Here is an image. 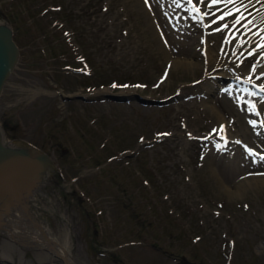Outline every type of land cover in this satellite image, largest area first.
I'll return each mask as SVG.
<instances>
[{"label": "rangeland", "instance_id": "rangeland-1", "mask_svg": "<svg viewBox=\"0 0 264 264\" xmlns=\"http://www.w3.org/2000/svg\"><path fill=\"white\" fill-rule=\"evenodd\" d=\"M176 1L0 0L19 51L0 121L9 141L47 155L27 209L74 264H264V159L237 121L232 87L208 97L230 137L218 147L202 20ZM191 57L203 64L173 65ZM222 71L217 87L232 76ZM241 180L250 185L230 193ZM17 251L0 234V253L46 258Z\"/></svg>", "mask_w": 264, "mask_h": 264}, {"label": "bare ground", "instance_id": "bare-ground-1", "mask_svg": "<svg viewBox=\"0 0 264 264\" xmlns=\"http://www.w3.org/2000/svg\"><path fill=\"white\" fill-rule=\"evenodd\" d=\"M255 1L256 0H243V2L241 3L240 0H237V2L234 4L220 3L215 6H210L211 1L209 2V0H202V1L194 0L195 5L198 6V9L200 12L197 15L202 20V22H200L198 18L196 17L197 21H199V25L201 29L202 27H204V24L208 22L212 17L216 16L219 13H225L229 10H232L235 13L236 8H240L241 12L246 17V19L243 20L240 25H236V26H233V21L236 19V16L239 15V13H236V15H233L230 17H226L223 21H220L219 19H217L214 23L205 27L206 34H205V42H204L205 44L204 63L206 64L207 69L208 68L211 69L213 67L212 68L213 70L211 71V73H210V70L207 71V74L209 76L206 75L205 83L210 85L212 88H215L214 90H212V88L206 89L205 95L208 98V97H211L210 94L213 93V91L215 93H221V92H224L222 91L223 89L229 88V87H232L235 90L234 96L233 95L232 96L235 99V103H236L235 111H236L237 121L240 123L241 126L243 125L242 127L244 128L246 133L250 135V138H251L250 144L253 146V148L257 149V148L264 147V134L262 133L261 128L259 126L260 121L262 120L264 121V96L257 94L255 90L250 88L248 83L252 81L255 77H257V79L261 78V80L264 81V49L257 48V44H264V40L261 39V36H264V32L261 31V29H264V0L263 1L257 0V2ZM155 5H159V3L158 4L156 3ZM184 8L185 10H187V6H184ZM168 9H171V8H168ZM209 13H210V16H207ZM132 18L133 17H131L130 20H132ZM249 20L252 21L251 24H248ZM164 24H166L165 21H164ZM224 24H227L229 27H232V28H230V30L228 29L229 27L225 29L223 28ZM244 24H248V27L245 28L243 26ZM195 28H198V27L195 26ZM217 29H222V30H217ZM195 31L197 30L195 29ZM240 32H242V34H240ZM195 38L197 39L196 36ZM190 42L191 41H189V43ZM197 44L201 45L199 46V49H200L202 47L201 40H199ZM176 47H179V46H176ZM197 49L195 48V50ZM251 51H254L253 55H248L247 57H244V54L249 53ZM247 59L250 60V64L245 66L247 69L246 68L243 69L242 65L245 64L244 62ZM172 62L174 66H177V65H182V66L194 65L195 66V65L203 64L202 61L199 59V57H193V58L191 57V58H188V60H181V59L173 58ZM253 65H255V71H253ZM228 66H230V69L232 71L231 79L227 83L222 84V86L217 87V83H216L217 76L219 74H222V75L224 74L225 76V73L222 70L223 68L228 67ZM243 71H244V74L241 75ZM248 71H251L252 73L250 79L247 78ZM226 97H227V94H226ZM222 98L228 99L229 102L231 99L228 97L225 98L224 95H222ZM208 101L212 105H210L209 103H206L205 106L210 105L208 106L209 109H211L214 115L218 117V122H220V124L222 123L223 125V131L220 133V135H227L226 132L228 130L224 123L223 116L221 115V112H220L221 110L220 103L216 99H213V98L212 99L208 98ZM260 151L262 152V150ZM262 181H264V178L262 179ZM249 185H250L249 182L245 183V180H241L238 184H236L231 189L230 193L233 194V193H239L241 191H244L245 188H247ZM32 191L33 190L30 188L28 189V191H24L22 193L23 194L22 199L28 200V198L31 197ZM24 205H25L24 201L21 202L19 206H21L22 209L20 207H17L18 210L23 211L25 208ZM12 211L13 210H11L9 206L0 208V229L7 230V232H9L10 234L15 235L16 233L18 236H20L23 240H26V241L30 240L31 237H37V239H39V237L42 236L44 238V239L42 238V240L46 243V245L50 242L55 243V245H52V244L51 245L54 248L58 249L59 251L58 253L60 256L64 257V253L65 254L68 253V248H66V245L61 244L58 246L56 242L57 239L53 237V235L50 236L46 228L42 227L39 223H37V220L34 215L31 216V214H27L28 215L27 220L31 223V227L25 226L24 228L21 229V227L18 226L17 224L16 215L13 214ZM14 212H17L19 216L21 215V212L18 213L17 209ZM69 264H73V263L69 261Z\"/></svg>", "mask_w": 264, "mask_h": 264}, {"label": "water", "instance_id": "water-1", "mask_svg": "<svg viewBox=\"0 0 264 264\" xmlns=\"http://www.w3.org/2000/svg\"><path fill=\"white\" fill-rule=\"evenodd\" d=\"M18 55L10 26L0 21V95ZM43 162H48L45 154L37 152L25 141H9L0 124V208L21 203L22 193L39 180Z\"/></svg>", "mask_w": 264, "mask_h": 264}, {"label": "snow or ice", "instance_id": "snow-or-ice-1", "mask_svg": "<svg viewBox=\"0 0 264 264\" xmlns=\"http://www.w3.org/2000/svg\"><path fill=\"white\" fill-rule=\"evenodd\" d=\"M236 2H237V0H211V5L210 6H215V5H218L220 3L234 4ZM240 2L242 3L243 0H240ZM145 3L148 4V0H145ZM189 3H192V0H189ZM196 10L199 11V9H196ZM236 13H239V15H237L236 19L233 21V26L240 25L242 23V21L246 19V17L241 12L240 8H236L235 9V13L232 10H229V11L225 12L224 15L220 16L218 19L220 21H223L226 17H230V16H233V15H236ZM205 15H207V14H205ZM251 23H252V21L249 20L248 24H251ZM248 24H244L243 26L245 28H247ZM228 27L229 26L227 24L223 25V28H225V29L228 28ZM217 30H222V29H217ZM261 31L264 32V29H261ZM261 39L264 40V36H261ZM257 48L264 49V44H257ZM248 54L249 55H253L254 51H251ZM253 71H255V65H253ZM113 87H116V85H113ZM262 89H264V86H262ZM165 135H167V134H165Z\"/></svg>", "mask_w": 264, "mask_h": 264}, {"label": "trees", "instance_id": "trees-1", "mask_svg": "<svg viewBox=\"0 0 264 264\" xmlns=\"http://www.w3.org/2000/svg\"><path fill=\"white\" fill-rule=\"evenodd\" d=\"M3 126H4V127H5V126L8 127L4 122H3ZM8 128H9V127H8ZM11 128H12V127H11ZM13 128H14V127H13Z\"/></svg>", "mask_w": 264, "mask_h": 264}]
</instances>
